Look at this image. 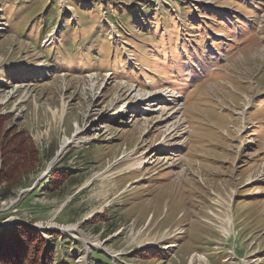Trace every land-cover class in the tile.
Instances as JSON below:
<instances>
[{"label": "rangeland", "instance_id": "obj_1", "mask_svg": "<svg viewBox=\"0 0 264 264\" xmlns=\"http://www.w3.org/2000/svg\"><path fill=\"white\" fill-rule=\"evenodd\" d=\"M7 114L40 264H264V0H0Z\"/></svg>", "mask_w": 264, "mask_h": 264}, {"label": "trees", "instance_id": "obj_2", "mask_svg": "<svg viewBox=\"0 0 264 264\" xmlns=\"http://www.w3.org/2000/svg\"><path fill=\"white\" fill-rule=\"evenodd\" d=\"M7 117H9L8 114L0 115V164H10V170L17 167L24 169L26 166L24 161L25 144L28 147L27 152L30 154H34L35 150L27 143V140L18 137V134H16L15 139L12 137L10 140L4 139V134L1 130V123L4 120L9 119ZM0 173H2L1 170ZM6 173H8V171ZM12 174L13 172L6 174V177H9L7 181H12L14 177ZM19 178L20 177L18 176L16 179L15 184L17 185L21 183V179L19 180ZM6 188L7 187L2 186L0 199H7L12 196V192L9 191L10 189H7L6 191ZM41 243H44V239L41 238L35 230L27 231L17 222L11 226L2 228L0 230V264H40L36 251ZM42 251L43 248L40 252Z\"/></svg>", "mask_w": 264, "mask_h": 264}, {"label": "bare ground", "instance_id": "obj_3", "mask_svg": "<svg viewBox=\"0 0 264 264\" xmlns=\"http://www.w3.org/2000/svg\"><path fill=\"white\" fill-rule=\"evenodd\" d=\"M88 78V77H87ZM90 78V77H89ZM92 78V77H91ZM90 81V80H89ZM69 142H70V137L69 138H67V137H64L63 138V140H62V142H61V144H60V150H58V152H57V154L62 150L63 151V149H64V147H67L68 145H69ZM71 142H72V140H71ZM130 165V164H129ZM128 168H130V166H128ZM127 168V169H128ZM40 228H41V226H40ZM60 229H63V230H69V227H63V226H60L59 227ZM225 229V228H224ZM223 229V230H224ZM191 261H192V259H191Z\"/></svg>", "mask_w": 264, "mask_h": 264}]
</instances>
